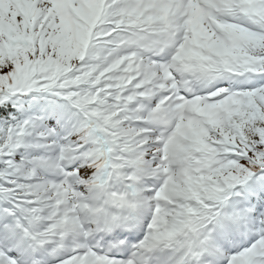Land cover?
Wrapping results in <instances>:
<instances>
[{
	"label": "snow or ice",
	"instance_id": "1",
	"mask_svg": "<svg viewBox=\"0 0 264 264\" xmlns=\"http://www.w3.org/2000/svg\"><path fill=\"white\" fill-rule=\"evenodd\" d=\"M0 264H264V0H0Z\"/></svg>",
	"mask_w": 264,
	"mask_h": 264
}]
</instances>
